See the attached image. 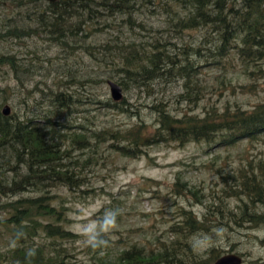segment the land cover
I'll use <instances>...</instances> for the list:
<instances>
[{"label": "trees", "instance_id": "trees-1", "mask_svg": "<svg viewBox=\"0 0 264 264\" xmlns=\"http://www.w3.org/2000/svg\"><path fill=\"white\" fill-rule=\"evenodd\" d=\"M161 1L58 0L47 3V10L41 14L44 24L39 25L45 31H54V37L50 38L58 44L71 47L72 42L74 48L80 45V49L94 59L105 49L108 54L103 56L101 63L112 67V73L101 83L116 82L124 92L131 87L142 92L153 91L158 80L164 81L169 77L184 81L183 97L186 100L199 101L204 96V86L198 74L201 59L221 63L233 52L248 65H264V0H166L165 4ZM0 3L4 5L1 0ZM43 3L44 0H33L36 6ZM148 5L163 7L171 16V26L177 34L211 28L217 38L210 42L211 34L199 46L184 45L181 48L158 39L151 44L141 41L113 46L84 45L81 41L86 42L109 28L115 29L112 24L105 23L104 17L118 16L121 22L127 21L131 26L145 30L144 24L138 25L135 21L134 13ZM49 15L53 16L52 21ZM85 31H88L87 35ZM34 33L29 30L22 34L28 38ZM6 36L0 33V38ZM17 38L21 39V36ZM0 63L15 67L12 57L2 56ZM92 81L84 79L80 85H90ZM0 92V189L6 196L28 195L0 204V210L5 212L0 217L3 230L0 231V240H11L8 250L0 252V264H77L69 259L68 249L63 247V243L81 237L67 227L70 209L63 200L55 203L57 197L52 195V189L61 185L72 192L81 191L88 182L85 175L83 179L77 172L78 168L84 166V172L91 168L94 155L105 144L121 157L140 159L148 155V149L162 144L185 146L194 142L229 148L243 142L253 144L264 135V102L252 110L240 106L225 110L212 108L202 116L186 113L177 117L161 100L147 106L154 116L155 129L140 119L128 128L100 126L94 121L90 126L84 125L72 131L74 127L55 122L53 117L64 118L66 110L69 112L72 105L82 102L75 94L52 92L50 100L55 113L48 111L44 115L46 118L38 121L37 117L24 119L15 112L5 116L3 108L10 100L6 98L13 92ZM92 95L84 103L98 106L99 110H115L130 114L131 118H141L140 111L133 112L128 108L125 95L120 102L112 97L105 99L99 94ZM66 129L70 132L64 133ZM76 151L84 154V161L82 156L74 155ZM234 181L226 192L241 203L238 207L240 215H235L234 223L264 229V161L256 167L250 164ZM176 188L178 194L183 190L195 195L180 177ZM215 212H220L222 217L223 211L212 209V206L202 219L192 210L181 208V219L170 228L172 239L162 241L157 238L150 249L133 244L113 255L107 249L109 239L103 236L106 245L98 248L88 246V253L93 255V264H214L223 257L222 252L211 249L210 258L199 261L190 240L195 235L210 232L213 226L223 224ZM43 237L51 240V245L38 241ZM261 244L264 245V239H261Z\"/></svg>", "mask_w": 264, "mask_h": 264}, {"label": "rangeland", "instance_id": "rangeland-1", "mask_svg": "<svg viewBox=\"0 0 264 264\" xmlns=\"http://www.w3.org/2000/svg\"><path fill=\"white\" fill-rule=\"evenodd\" d=\"M1 1L4 5L0 3V33L7 36L0 38V58H14L15 67L0 63V90L13 92L11 96L6 93V99L10 100L4 107L9 105L12 112L20 114L24 119L37 117L38 121H42L48 111L55 113L50 97L52 92L58 91L75 94L82 101L71 106L72 113L66 110L64 118L53 117L55 122H64L74 127L72 131L84 125L90 126L94 121L100 126L128 128L140 119L155 129L154 116L147 106L161 100L177 117L186 113L202 116L212 108L225 110L227 107L240 106L252 110L264 102V65H248L237 53L232 52L221 63L213 59L200 60L198 74L204 86V96L199 101L183 97L184 81L165 77L164 81L158 80L153 91L142 92L131 87L124 92L128 108L133 112L140 111L141 118H131L130 114H121L115 110H99L98 106L84 101L93 97L92 94L111 98L109 85L101 83L112 73V67L101 63L108 52L104 49L94 59L84 49H80V45L74 48V44L69 41L71 47H66L50 38L54 37L55 32L45 31L39 25L43 22L41 14L47 10L48 2L58 0H44L43 5H40L42 8L33 4V0ZM161 2L165 4L166 0ZM140 9L134 13V19L138 25L144 24L145 30L131 26L127 21L121 22L118 16L104 17L105 23L112 24L115 29L109 28L86 42L83 39L81 41L84 45L113 46L141 41L151 44L158 39L171 42L172 47L181 48L184 45L199 46L211 34L210 42L217 38L211 28L177 34L171 26V16L159 5H148ZM49 17L52 21L53 16ZM72 22L77 23L74 20ZM29 30L35 33L25 38L22 33ZM84 34L87 35L88 31ZM19 36L21 39L17 38ZM88 78L93 79L92 84L82 87L80 83ZM68 132L70 129L64 131ZM261 137L253 144L243 142L229 148L194 142L185 146L162 144L148 149V155L140 159L121 157L106 144L103 145L99 153L94 155L91 168L85 172L84 166L78 168L77 172L81 173L83 179L85 175L88 182L85 187L82 186L81 191L72 192L61 185L52 189V195L57 197L55 203H62L63 200L70 209V223L67 227L81 237L63 243V247L68 249L69 259L77 264H93V255L88 253V246L82 243L84 237L77 225L99 221L108 210L117 212V223L115 228L102 235L109 239V252L116 255L133 244L150 249L154 247L157 238L162 241L172 239L170 228L181 219V208L192 210L202 219L212 206V209L223 211L222 217L220 212H215L223 224L191 238L190 242L199 261L208 260L210 250L214 249L222 252L223 256H241L243 264H263L264 245L261 239H264V229L234 223V219H237L235 215H240L238 207L241 203L226 193L242 170L248 169L250 164L256 167L264 161V135ZM74 155L82 156L84 161L81 151H76ZM179 177L182 183L189 184L195 195L184 193L183 190L179 194L176 192ZM4 193L0 189V204L28 196L20 194L11 197ZM2 215L5 212L0 210V217ZM0 231L3 230L0 228ZM9 239L0 240V252L8 250ZM38 241L51 245V240L45 237Z\"/></svg>", "mask_w": 264, "mask_h": 264}, {"label": "clouds", "instance_id": "clouds-1", "mask_svg": "<svg viewBox=\"0 0 264 264\" xmlns=\"http://www.w3.org/2000/svg\"><path fill=\"white\" fill-rule=\"evenodd\" d=\"M116 216L117 212L108 210L99 221L77 225L80 234L84 237L82 243L93 248L105 246L107 241L103 239L102 234L116 227Z\"/></svg>", "mask_w": 264, "mask_h": 264}, {"label": "water", "instance_id": "water-1", "mask_svg": "<svg viewBox=\"0 0 264 264\" xmlns=\"http://www.w3.org/2000/svg\"><path fill=\"white\" fill-rule=\"evenodd\" d=\"M108 85L110 87L112 99L116 102L122 101L124 99V91L122 87L118 83L113 81H109ZM3 113L6 116L10 115V108L8 105L4 107ZM243 263H244V259L241 256L236 254H228L218 259L214 264H243Z\"/></svg>", "mask_w": 264, "mask_h": 264}, {"label": "bare ground", "instance_id": "bare-ground-1", "mask_svg": "<svg viewBox=\"0 0 264 264\" xmlns=\"http://www.w3.org/2000/svg\"><path fill=\"white\" fill-rule=\"evenodd\" d=\"M9 106V105H8ZM9 108H10V114H11V112H12V109H11V107L9 106ZM4 109V108H3ZM6 116V115H5ZM10 116V115H9Z\"/></svg>", "mask_w": 264, "mask_h": 264}]
</instances>
